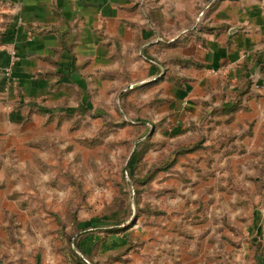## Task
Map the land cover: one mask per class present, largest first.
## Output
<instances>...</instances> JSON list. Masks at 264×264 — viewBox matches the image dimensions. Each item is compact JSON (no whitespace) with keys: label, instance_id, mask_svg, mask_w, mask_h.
<instances>
[{"label":"crops","instance_id":"crops-1","mask_svg":"<svg viewBox=\"0 0 264 264\" xmlns=\"http://www.w3.org/2000/svg\"><path fill=\"white\" fill-rule=\"evenodd\" d=\"M116 106L122 129L157 123L144 163L197 145L151 176L135 264H264V222L243 202L264 181V0H0V264L60 260L37 218L56 209L51 155ZM89 114L86 130L61 121Z\"/></svg>","mask_w":264,"mask_h":264},{"label":"rangeland","instance_id":"rangeland-1","mask_svg":"<svg viewBox=\"0 0 264 264\" xmlns=\"http://www.w3.org/2000/svg\"><path fill=\"white\" fill-rule=\"evenodd\" d=\"M115 110L117 116H96L92 137L80 139L79 148L63 147L51 155L53 162L49 163L48 170L51 175L46 184L58 194L48 195L46 202L48 207L56 209L40 213L37 218L43 222L39 239L47 244L46 252L61 257L56 258L60 259L56 264H135L140 239L136 228L143 220L156 215L153 214L157 211L155 207L143 200L149 195L143 197L152 187V179L146 184L141 180L148 175L153 177L154 171L166 166L171 155H178L179 149H173L168 156L164 155L166 151L160 150L164 158L156 166L144 163L143 157L150 150L152 131L154 133L157 123H149L150 126L136 132L130 127L122 129L127 122L118 116L117 106ZM92 118L95 117L89 114L63 117L61 121L67 119L73 127L83 126L86 130V123ZM141 142L147 143L148 149L139 162L128 164L131 153L140 149ZM257 181L255 179L254 193L244 197L240 194L238 200L243 197L244 205L253 207L255 219L264 222V181L261 184ZM90 224L95 228L91 229ZM90 232L99 237L86 254L78 250L77 245ZM116 236H123V245L109 250L104 241ZM4 257L0 253V262Z\"/></svg>","mask_w":264,"mask_h":264},{"label":"trees","instance_id":"trees-1","mask_svg":"<svg viewBox=\"0 0 264 264\" xmlns=\"http://www.w3.org/2000/svg\"><path fill=\"white\" fill-rule=\"evenodd\" d=\"M248 85H249V82H247V87H248ZM246 90H247V88L242 92V93H244V92H246ZM241 93V94H242ZM238 108H240V105H239V102L238 101H235L233 104H232V106L229 108V110L230 111H235V110H237ZM39 110L40 111H42V112H44V113H47V112H49L50 110L49 109H46V108H43V107H40L39 108ZM148 137V134L146 135V137L145 138H147ZM141 144H142V146L140 147V149L138 148V150H134L132 153H131V156H130V159L128 160V164H130L131 163V165H133L135 162H139V159L141 158V156H142V153L146 150V149H148V146L146 145L147 143H145V142H141ZM197 148V145H194V146H192V147H187V148H181V149H179V150H177V153H184V152H189V151H192V150H194V149H196ZM169 165V164H168ZM168 165H166V166H164V167H167ZM151 179V177L148 175V176H146V177H143L142 178V180H141V183H143V184H146L149 180ZM140 191V190H139ZM138 194H139V192H138ZM89 227L92 229V228H95V226L93 225H89ZM77 249L78 250H81V248L79 247V244L77 245Z\"/></svg>","mask_w":264,"mask_h":264},{"label":"built area","instance_id":"built-area-1","mask_svg":"<svg viewBox=\"0 0 264 264\" xmlns=\"http://www.w3.org/2000/svg\"><path fill=\"white\" fill-rule=\"evenodd\" d=\"M251 80H252L251 81L252 82V88L253 89H258L260 86L258 85L257 80L252 78V77H251Z\"/></svg>","mask_w":264,"mask_h":264}]
</instances>
